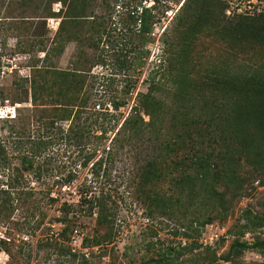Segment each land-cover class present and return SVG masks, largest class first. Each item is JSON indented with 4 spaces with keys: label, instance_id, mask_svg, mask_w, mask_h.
<instances>
[{
    "label": "rangeland",
    "instance_id": "374dc122",
    "mask_svg": "<svg viewBox=\"0 0 264 264\" xmlns=\"http://www.w3.org/2000/svg\"><path fill=\"white\" fill-rule=\"evenodd\" d=\"M70 1L0 0V264H264V251L222 259L239 234L243 211L264 218V176L234 197L240 178L232 175L228 181L235 182L226 181L229 188L222 185L214 195L209 188H195L182 197L180 188L166 183L128 188L156 152L147 126L142 140L113 142L100 172L93 166L105 158L102 150L111 146L124 121L135 118L132 109L139 95L149 92L153 68L160 66L167 75L166 109L175 108V80L185 75L194 83V103H186L187 109L208 114L203 107L204 100H212L207 84L226 71L261 67L264 49L258 36L264 15H257L264 12V0H197L194 29L184 21L175 24L185 0H87L85 19L74 17L79 15L70 10ZM135 4L156 6L160 18L149 40L135 50L139 62L134 53L123 57L132 49L127 13ZM162 33L172 44L166 52ZM120 60L133 71L121 69ZM121 98L125 104L113 109ZM238 108L239 123L263 137L260 147L240 161L243 171H252L264 166V102L250 104L249 112ZM105 109L115 119L102 116ZM138 115L148 124L143 110ZM169 117L162 106L157 117L162 137L169 132ZM85 124H92L91 145L89 138L81 142L79 134L69 132ZM91 150L97 153L86 162ZM24 159L31 160L30 168H22ZM221 193L229 201L227 210ZM240 240L264 241V228Z\"/></svg>",
    "mask_w": 264,
    "mask_h": 264
},
{
    "label": "trees",
    "instance_id": "16d2710c",
    "mask_svg": "<svg viewBox=\"0 0 264 264\" xmlns=\"http://www.w3.org/2000/svg\"><path fill=\"white\" fill-rule=\"evenodd\" d=\"M69 3H71L70 10L77 12L79 16H74L72 12L69 13L70 15L81 17V19L86 18L81 15L85 13L87 0H72ZM196 3L197 0L184 1L179 10L181 12L175 18L177 26L182 25L184 21L189 28L194 29L198 17V14H195ZM155 10L156 6L139 9L136 4L130 8L127 17L132 26L130 33L133 38L128 37L127 46H132V49L124 52L123 57H126L127 52L134 53V60L136 62L140 61V58H138L139 53H135V50L141 49L142 45L149 40L152 26L159 21L160 18L157 17ZM262 15H264V12L257 16ZM102 23L100 21L98 25L105 32L106 28L103 27L104 24ZM258 39L260 46L264 49V27L260 30ZM161 43L165 45L164 52L168 51V46L172 45L170 41L163 38V33ZM120 61L119 67L121 69L124 67L128 70L127 72L130 70L132 72L135 68L127 65L126 60ZM169 66L172 67L170 64ZM224 74L206 85V89L212 95V100L203 101V107H205L208 114L206 112L191 114L186 107V103H194V100L190 97L191 91L194 89L193 80L188 79L185 75L176 78L175 81L178 87L173 92L176 98L175 108L166 109L164 100L162 101V92L165 91L164 83L167 75L163 74V69L160 66L159 69L153 68L147 78L150 84L149 92L145 95H139L141 99L138 100V106L132 109L135 118L131 116L124 121L112 138L109 144L111 146L102 150L105 153V158L101 156L93 164L94 168L100 172L103 164L106 163L103 159L109 162V156L114 151L112 146L115 143L113 142H119L122 145V143L128 142L127 139L130 140L129 142L142 140L140 134L144 129L143 126H147L148 128L145 130L149 129L150 131V137L147 139L157 143L156 149H152L153 152L155 150L156 152L143 169L137 170V178H132L128 188L133 187L134 183L135 185L139 184L138 188H164L166 185L167 188H180L183 192L179 195L182 197L187 196L195 188H209L214 195L217 193L216 188H221L222 185H224V188H229L226 181L229 179L228 176L232 175L235 179L240 178L238 185L233 187L235 189L232 197L240 195L242 188H247L249 183H253L264 176V166L254 167L252 171H243L242 169L240 164L242 157L245 155L248 158L252 150L258 149L263 137L257 136L254 129L246 123L241 124L238 121V107L249 112L250 104L254 105L259 100L264 102V62L261 67L248 66L243 72L232 71L229 73L226 71ZM38 87L40 88V86ZM204 91L202 87V92ZM125 95H129V92ZM125 101L121 98L113 102V109L121 108ZM210 105L213 109L209 108ZM162 106L163 116L167 112L170 113L169 132L165 133L164 137L161 134L159 135V131L164 130L163 122L157 121ZM141 110L149 117L148 124L144 125L142 118L139 117L138 114ZM103 113L102 116H108L106 109ZM108 117L115 119L113 115ZM77 119L80 120V117H77ZM94 122L96 124L97 119ZM85 123H88V119L85 120ZM78 127L80 128L77 132L75 129H69L73 137H75V134H79L77 136L79 141L82 142V139L86 141L89 138L87 140L89 145L95 142V140L91 141V137H89L92 124ZM83 131L86 132L87 136ZM102 131L104 132L105 129ZM127 132H132V136L135 138L130 137V133ZM2 153L3 148L0 144V154ZM96 153V150H91L86 157V162L90 161ZM31 165L30 159H24L22 168H30ZM232 182L235 181H228V185ZM16 183L19 185L18 181ZM164 183L166 184L163 185ZM10 187L15 188L16 186ZM21 194L26 196V193L22 192ZM217 195L220 197L222 209H229V201L226 195L224 193ZM176 202L180 203L182 199L177 198ZM96 205H99V203ZM100 209L102 212L104 208L101 207ZM241 220L243 223L239 226V234H236L226 255L222 256L225 262H229L232 256L243 251H264V241L249 243L240 240V237L245 233L264 228V218L254 214L251 210H245L242 212ZM61 221L65 222L66 220Z\"/></svg>",
    "mask_w": 264,
    "mask_h": 264
}]
</instances>
